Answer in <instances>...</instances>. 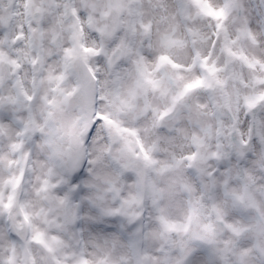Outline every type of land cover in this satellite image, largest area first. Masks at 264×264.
<instances>
[{"label":"clouds","instance_id":"obj_1","mask_svg":"<svg viewBox=\"0 0 264 264\" xmlns=\"http://www.w3.org/2000/svg\"><path fill=\"white\" fill-rule=\"evenodd\" d=\"M0 264H264V0H0Z\"/></svg>","mask_w":264,"mask_h":264}]
</instances>
